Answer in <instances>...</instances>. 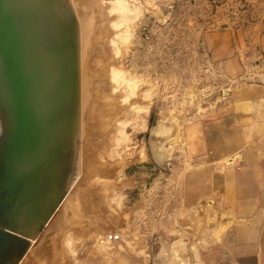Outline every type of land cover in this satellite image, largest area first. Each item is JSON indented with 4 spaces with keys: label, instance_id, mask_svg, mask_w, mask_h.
Listing matches in <instances>:
<instances>
[{
    "label": "rangeland",
    "instance_id": "obj_1",
    "mask_svg": "<svg viewBox=\"0 0 264 264\" xmlns=\"http://www.w3.org/2000/svg\"><path fill=\"white\" fill-rule=\"evenodd\" d=\"M68 1L81 38L77 159L16 264H229L221 204L183 201V165L199 163L184 151L230 92L206 35L263 27L264 0Z\"/></svg>",
    "mask_w": 264,
    "mask_h": 264
},
{
    "label": "water",
    "instance_id": "obj_2",
    "mask_svg": "<svg viewBox=\"0 0 264 264\" xmlns=\"http://www.w3.org/2000/svg\"><path fill=\"white\" fill-rule=\"evenodd\" d=\"M79 109L69 1L0 0V264L14 246L24 254L68 194Z\"/></svg>",
    "mask_w": 264,
    "mask_h": 264
},
{
    "label": "crops",
    "instance_id": "obj_3",
    "mask_svg": "<svg viewBox=\"0 0 264 264\" xmlns=\"http://www.w3.org/2000/svg\"><path fill=\"white\" fill-rule=\"evenodd\" d=\"M205 45L230 92L216 117L200 121L198 150L184 151L199 163L183 165V201L221 204L229 264H264V25L208 33Z\"/></svg>",
    "mask_w": 264,
    "mask_h": 264
},
{
    "label": "bare ground",
    "instance_id": "obj_4",
    "mask_svg": "<svg viewBox=\"0 0 264 264\" xmlns=\"http://www.w3.org/2000/svg\"><path fill=\"white\" fill-rule=\"evenodd\" d=\"M82 15H83V13H81ZM80 14V15H81ZM76 17V21L78 20V18H77V15L75 16ZM87 24V23H86ZM86 26H88V24L86 25ZM77 28H78V42H80V28H79V23H78V21H77ZM84 28V27H83ZM81 43V42H80ZM88 100V99H87ZM87 100H86V104H87ZM72 175H73V173H72ZM71 179H72V176H71ZM64 202V200L62 201V203ZM62 203L60 204V205H62ZM60 205L58 206V208L60 207ZM57 208V209H58ZM56 209V210H57ZM56 212V211H55ZM54 215V214H53ZM51 220V219H50ZM50 222V221H49ZM48 222V223H49ZM46 227V226H45ZM17 247V246H16ZM14 248H15V246H14ZM14 248H13V250L11 251L12 253L11 254H9L6 258H5V260L3 261L4 263L3 264H16L21 258H22V256L20 257L17 253H16V249H18V247L14 250Z\"/></svg>",
    "mask_w": 264,
    "mask_h": 264
}]
</instances>
